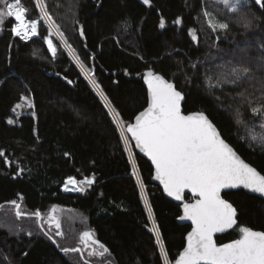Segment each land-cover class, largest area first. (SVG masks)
I'll return each mask as SVG.
<instances>
[{"label": "trees", "instance_id": "obj_1", "mask_svg": "<svg viewBox=\"0 0 264 264\" xmlns=\"http://www.w3.org/2000/svg\"><path fill=\"white\" fill-rule=\"evenodd\" d=\"M44 3L59 25L55 32L60 39L54 30L49 35L36 0H22L26 18L37 20L36 37L15 36L10 31L13 18L0 31V151L5 154L0 157V264H165V257L174 264L190 227L178 224L179 206L152 182V166L130 142L132 161L118 123L126 128L147 106L142 76L151 69L185 95V113H206L236 151L264 174V128L259 126L264 121V8L254 0L236 13L216 0H151V6L138 0ZM205 11L210 14L206 19ZM241 17L251 24L245 27ZM178 18L179 25L174 23ZM210 18L227 23L228 29L212 31ZM47 40L56 48L55 56ZM230 65H243L249 72L236 83L209 87L206 77L216 85V75ZM21 95L34 108L13 112ZM254 106H261L260 114L253 115ZM237 109L244 123H236ZM66 176L78 181L94 176L95 182L79 193L65 192ZM223 197L237 208L240 226L264 231L263 200L244 191ZM13 200L28 215L17 218ZM36 210L41 224L32 215ZM53 214L62 215L59 230L51 225ZM85 231L110 254L99 255L103 250L98 246L94 256H89L90 248L83 251ZM236 238L237 228L216 240L224 244ZM65 247H81L82 253L66 256Z\"/></svg>", "mask_w": 264, "mask_h": 264}, {"label": "snow or ice", "instance_id": "obj_2", "mask_svg": "<svg viewBox=\"0 0 264 264\" xmlns=\"http://www.w3.org/2000/svg\"><path fill=\"white\" fill-rule=\"evenodd\" d=\"M142 2L151 6V0H142ZM216 2L233 13L249 6V0H235V2L216 0ZM254 3L264 8V0H254ZM36 7L41 14L40 18L48 22L49 35L52 30L59 32V25L56 24L44 0H36ZM27 13L28 9L23 6L22 0H0V31L3 30L6 18H14L16 23L10 31L15 36L21 40L37 36V20L26 18ZM204 16L209 17L210 14L205 11ZM240 21L245 27L251 24V20L246 17H241ZM174 23L179 25L181 20L178 18ZM159 27L161 29L165 27L163 18ZM208 27L212 31H216L217 28L227 30L229 25L210 18ZM190 34L193 40H196L195 30H190ZM81 35H83L82 31ZM47 43L52 55L55 56L57 50L52 41L47 40ZM195 66L192 65L193 68ZM248 72L249 68L243 65H230L226 71L222 70L216 75V85L212 84L211 77H206V81L209 87L222 83H236ZM142 79L147 85L148 106L135 116L134 124L128 123L124 128L121 121L122 138L124 133L130 134L136 146L151 160L155 167L156 179L163 184L168 196L183 201L185 190H188L195 198L193 202L183 203V215L179 219L191 221L192 230L187 235V246L179 253L175 264H264V231L240 226L237 208L222 196L224 190L242 188L264 197V175L240 158L203 111L190 114L182 112L185 95L173 82L151 69L143 74ZM91 83L96 89H100V85L95 80ZM100 95L106 106L110 107V102L102 91ZM25 106L28 109L34 108L32 100L21 95L20 102L15 104L13 112ZM111 110L116 111L114 108ZM251 111L253 115L260 114L261 106H254ZM236 115V123H244L240 119L239 109L236 110ZM14 122L13 119L7 121L9 125ZM259 126L264 128V121H261ZM255 139L253 137V140ZM261 142L264 143V137H261ZM4 155V152L0 151V157ZM5 163L9 162L5 160ZM94 182V176L79 181L69 176L64 181L65 191H84L85 186L90 187ZM69 185L72 186L71 189ZM10 203L15 208L17 218L28 215L21 211V205L16 200ZM32 215L39 222L40 211L36 210ZM50 222L55 223V227L60 229V222L54 217H50ZM233 228L238 229V238L218 246L213 238L214 235ZM153 231L157 244L163 248L159 230L154 226ZM56 235L62 236L63 233L57 231ZM48 238L53 239L52 236ZM80 242L84 248L90 245L98 246L103 250L99 253L101 256L109 253V249L97 241L90 231H85L81 235ZM53 243L57 242L53 239ZM62 251L65 254L81 253L82 248L65 247ZM96 254L95 248L89 252V256ZM85 264L89 262L85 261Z\"/></svg>", "mask_w": 264, "mask_h": 264}, {"label": "water", "instance_id": "obj_3", "mask_svg": "<svg viewBox=\"0 0 264 264\" xmlns=\"http://www.w3.org/2000/svg\"><path fill=\"white\" fill-rule=\"evenodd\" d=\"M140 3H142L143 4V2H142V0H138ZM157 74H159V73H157ZM143 82H144V80H143ZM174 83V82H173ZM175 84V83H174ZM144 85H145V87H146V89H147V85L144 83ZM176 85V84H175ZM184 102H185V99H184V101H182V112L184 113V114H190V113H185L184 112V108H183V104H184ZM147 106H148V104H147ZM146 106V107H147ZM145 107V108H146ZM144 108V109H145ZM143 109V110H144ZM142 110V111H143ZM139 114V113H138ZM137 114V115H138ZM206 114V113H205ZM207 115V114H206ZM208 116V115H207ZM210 119V118H209ZM211 120V119H210ZM212 121V120H211ZM133 124L135 123V119H134V121L132 122ZM215 125V124H214ZM216 126V125H215ZM217 127V126H216ZM217 129H218V127H217ZM219 130V129H218ZM220 132V131H219ZM221 133V132H220ZM222 135V134H221ZM128 136H129V138H130V140H131V142H132V144H133V146H134V149H135V151H136V153L139 155V156H141V157H143L144 159H146L149 163H150V165L152 166V168H153V177H152V182L156 185V186H158L159 188H160V190L162 191V194L164 195V197L167 199V200H169L170 202H172V203H174L175 205H177V206H179V208H180V211H181V216L183 215V203H188V202H193V201H187L186 200V197L187 196H190V197H192L193 199H195L193 196H192V194L188 191V190H185V193H184V200L183 201H177V200H175V199H173L172 197H170V196H168L167 195V193L164 191V187H163V184H161L160 183V181L159 180H157L156 179V173H155V167H154V165L152 164V162H151V160L140 150V148L139 147H137L136 146V144H135V141L133 140V139H131V136H130V134H128ZM222 138L227 142V143H229L223 136H222ZM229 145L230 146H232L230 143H229ZM233 147V146H232ZM233 149L236 151V149L233 147ZM237 152V151H236ZM237 154L240 156V158L241 159H243L246 163H248L250 166H252V167H254L252 164H250L249 162H247L238 152H237ZM256 168V167H255ZM257 169V168H256ZM257 171H259L258 169H257ZM260 172V171H259ZM261 173V172H260ZM262 174V173H261ZM262 175H264V174H262ZM236 191H244L245 193H247L248 195H251V196H255V197H258V198H260L261 200H263L264 201V197H260L258 194H255V193H251V192H249L248 190H246V189H231V190H224L223 192H222V196L225 194V193H229V192H236ZM224 198V197H223ZM231 203V202H230ZM234 206V205H233ZM235 207V206H234ZM236 208V207H235ZM238 215H239V213H238ZM39 222H40V224H41V218H40V220H39ZM178 224L180 225V226H189L190 227V231L189 232H191V230H192V225H191V221H187V220H181V219H179L178 220ZM53 225H55V223H53ZM235 228H233V229H230V230H228V231H226V232H224V233H217V234H215L214 235V240L216 241V243H217V238L218 237H220V236H224V235H226V234H228V233H230L231 231H233ZM93 235V234H92ZM188 235V234H187ZM187 235H186V238H185V241H186V243H185V247L187 246ZM94 237V236H93ZM95 238V237H94ZM96 239V238H95ZM97 240V239H96ZM98 241V240H97ZM231 242V241H230ZM230 242H227V243H230ZM225 244V243H224ZM217 245L218 246H220V245H222V244H218L217 243ZM95 246H92V245H90L88 248H83V251H86L87 249H91V250H93V248H94ZM184 247V248H185ZM183 251V250H182ZM181 251V252H182ZM82 253V252H81ZM179 258V256L177 257V259ZM175 264V263H174Z\"/></svg>", "mask_w": 264, "mask_h": 264}, {"label": "rangeland", "instance_id": "obj_4", "mask_svg": "<svg viewBox=\"0 0 264 264\" xmlns=\"http://www.w3.org/2000/svg\"><path fill=\"white\" fill-rule=\"evenodd\" d=\"M233 2H235V0H233ZM7 19V18H6ZM14 19V18H13ZM46 21V20H45ZM47 22V21H46ZM37 30H38V28H37ZM54 32V34L57 36V38L58 39H60L59 37H58V34H57V32H55V30L53 31ZM35 37V36H34ZM31 38H33V37H31ZM119 124V127H120V129H122V125H121V123H118ZM124 127V126H123ZM122 131V130H121ZM124 135V134H123ZM124 142H125V145H126V147L128 146V148H129V154H130V156L133 158V154H132V150H131V148H130V140H128V136L127 137H125V135H124ZM70 189H71V185H69L68 186ZM63 189H64V191H65V186L63 187ZM143 189V188H142ZM144 190V189H143ZM65 192H74V193H79L80 191H76V190H69V191H65ZM52 217H54L56 220H58V218L60 217H62V215L60 214V216H58L57 214H53V216ZM59 221V220H58ZM51 225H52V223H51Z\"/></svg>", "mask_w": 264, "mask_h": 264}, {"label": "bare ground", "instance_id": "obj_5", "mask_svg": "<svg viewBox=\"0 0 264 264\" xmlns=\"http://www.w3.org/2000/svg\"><path fill=\"white\" fill-rule=\"evenodd\" d=\"M209 1H210V0H209ZM188 2H189V1H188ZM206 3H207V2H206ZM206 3H205V4H206ZM209 3H210V2H209ZM187 4H188V3H187ZM207 6H208V4H207ZM210 6H211V5H210ZM210 6H209V7H210ZM213 7H214V6H211L210 8L213 9ZM210 8H209V9H210ZM222 10H223V9H222ZM214 12H217V11H214ZM221 12H222V11H221ZM223 12H225V11H223ZM217 13H218V12H217ZM219 13H220V12H219ZM224 15H225V14H224ZM205 19H206V17H205ZM204 21H205V20H204ZM205 23H207V22H205ZM207 24H208V23H207ZM67 41H68V40H67ZM68 43H69V42H68ZM68 51H69V50H68ZM77 53H78V52H77ZM76 55H77V54H76ZM81 67H82V66H81ZM83 69H84V68H83ZM86 69H87V68H86ZM88 69H89V68H88ZM90 69H91V68H90ZM80 71H81V70H80ZM59 77L61 78V76H59ZM26 110H27V109H26ZM114 115H115V114H114ZM123 125H124V124H123ZM118 137H119V136H118ZM124 143H125V142H124ZM125 146H126V145H125ZM122 147H123V146H122ZM124 153H125V152H124ZM128 156H129V155H128ZM132 159H133V158H132ZM136 170H137V169H136ZM92 174H93V173H92ZM141 175H142V174H141ZM88 176H89V175H88ZM66 177H67V176H66ZM138 177H139V176H138ZM78 179H79V178H78ZM61 180H62V179H61ZM147 190H148V189H147ZM149 200H150V199H149ZM150 201H151V200H150ZM152 238H153V237H152ZM55 239H56V238H55ZM49 241H50V239H49ZM153 245H155V244H153ZM68 248H69V247H68ZM157 249H158V248H157ZM68 254H69V253H68ZM75 254H77V253H75ZM79 254H80V253H79ZM65 255L67 256V254H65ZM66 256H65V257H66ZM78 256H80V255H78ZM81 256H82V255H81ZM85 257H86V256H85ZM66 258H67V257H66ZM72 258H73V257H72ZM68 260H69V259H68ZM68 260H67V261H68ZM82 260H83V259H82ZM73 261H74V260H73ZM83 261H84V260H83ZM70 263H71V262H70ZM78 263H79V260H78Z\"/></svg>", "mask_w": 264, "mask_h": 264}, {"label": "built area", "instance_id": "obj_6", "mask_svg": "<svg viewBox=\"0 0 264 264\" xmlns=\"http://www.w3.org/2000/svg\"><path fill=\"white\" fill-rule=\"evenodd\" d=\"M120 130H122V129H120ZM125 134V133H124ZM126 137V136H125ZM130 146V145H129ZM126 149L128 150V152H129V148H128V146L126 147ZM18 203H19V201L18 200H16ZM152 219H154L153 218V216L151 215V221H152ZM153 226H155L156 228H157V225L155 224V222L153 221ZM168 264V263H167Z\"/></svg>", "mask_w": 264, "mask_h": 264}]
</instances>
